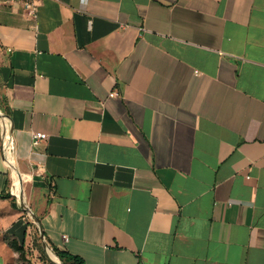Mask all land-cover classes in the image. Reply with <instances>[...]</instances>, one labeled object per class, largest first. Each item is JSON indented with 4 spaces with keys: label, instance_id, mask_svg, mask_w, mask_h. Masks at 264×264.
I'll use <instances>...</instances> for the list:
<instances>
[{
    "label": "crops",
    "instance_id": "1",
    "mask_svg": "<svg viewBox=\"0 0 264 264\" xmlns=\"http://www.w3.org/2000/svg\"><path fill=\"white\" fill-rule=\"evenodd\" d=\"M40 1L0 0V264H59L39 225L86 264H264V0Z\"/></svg>",
    "mask_w": 264,
    "mask_h": 264
},
{
    "label": "built area",
    "instance_id": "2",
    "mask_svg": "<svg viewBox=\"0 0 264 264\" xmlns=\"http://www.w3.org/2000/svg\"><path fill=\"white\" fill-rule=\"evenodd\" d=\"M12 1L21 3L24 7L25 13L28 14L30 17H35L37 13V9L41 3L40 0H12ZM115 94L117 93H113L112 95H115ZM32 137H33V143L36 145V144H39L41 140L47 139L48 134L45 132H41V131H34L32 133ZM2 141H3V136H2ZM8 146H10V144ZM7 147L5 148V151L7 150ZM31 163L34 169L36 170V172L38 173H43L46 169L45 163L41 161L32 160ZM64 237L67 238V235H64Z\"/></svg>",
    "mask_w": 264,
    "mask_h": 264
},
{
    "label": "water",
    "instance_id": "3",
    "mask_svg": "<svg viewBox=\"0 0 264 264\" xmlns=\"http://www.w3.org/2000/svg\"><path fill=\"white\" fill-rule=\"evenodd\" d=\"M6 116L8 118H10L8 115H6ZM2 124H3V145H4L3 148L5 150V148L9 144H11L12 141H13V129H12V123H7V125H5L4 122L2 121ZM14 181H15V177H14ZM20 202H21L22 208L24 210H26L32 217H34L37 220V216H36L35 212L32 210V208L29 206L26 198H20ZM39 229H40V233L39 234H40V237H41V241H42V244H43L44 249L47 252V255L49 257V260L51 262H54V263L57 262L59 264H62V263H60V261L58 259H54L52 257V253L53 252H52V250L48 246V243H47V240H46V236H45L44 230H43V228L40 225H39Z\"/></svg>",
    "mask_w": 264,
    "mask_h": 264
},
{
    "label": "trees",
    "instance_id": "4",
    "mask_svg": "<svg viewBox=\"0 0 264 264\" xmlns=\"http://www.w3.org/2000/svg\"><path fill=\"white\" fill-rule=\"evenodd\" d=\"M36 234H37L36 237H37L38 245H39L40 249L43 251V257L49 263V259L47 258L46 254L44 253L43 244L41 241L40 234L39 233H36ZM54 250H55V253L61 258V260L65 264H86L85 261L81 257H78L77 255H71L69 253L62 252V251L57 250V249H54ZM22 255H24V253H22Z\"/></svg>",
    "mask_w": 264,
    "mask_h": 264
},
{
    "label": "bare ground",
    "instance_id": "5",
    "mask_svg": "<svg viewBox=\"0 0 264 264\" xmlns=\"http://www.w3.org/2000/svg\"><path fill=\"white\" fill-rule=\"evenodd\" d=\"M0 117L3 119V122L5 124V120H6V115L0 110ZM6 125V124H5ZM10 162L13 164V167H14V174L16 176V183H15V190L17 191L16 193L18 194V196L20 198H24V195L22 194L21 190V175H20V172H19V169H18V165L16 163V160L12 157V155L8 156ZM17 185H20V192H18L17 190ZM52 257L54 259H58L57 256L55 255V253H52Z\"/></svg>",
    "mask_w": 264,
    "mask_h": 264
},
{
    "label": "rangeland",
    "instance_id": "6",
    "mask_svg": "<svg viewBox=\"0 0 264 264\" xmlns=\"http://www.w3.org/2000/svg\"><path fill=\"white\" fill-rule=\"evenodd\" d=\"M3 131V124H2V119H0V134H1V132ZM1 141H2V139H1ZM10 167V166H9ZM10 175H11V177H12V179H13V182L15 183V181H14V174H13V170H12V168L10 167ZM20 199V198H19ZM20 201V200H19ZM21 203V202H20ZM43 249H44V247H43ZM44 253L46 254V256H47V258L49 259V257H48V255H47V252H46V250L44 249Z\"/></svg>",
    "mask_w": 264,
    "mask_h": 264
}]
</instances>
